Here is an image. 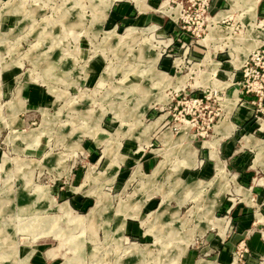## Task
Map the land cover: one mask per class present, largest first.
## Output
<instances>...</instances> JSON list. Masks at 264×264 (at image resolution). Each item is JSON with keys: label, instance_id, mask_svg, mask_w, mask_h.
<instances>
[{"label": "rangeland", "instance_id": "rangeland-1", "mask_svg": "<svg viewBox=\"0 0 264 264\" xmlns=\"http://www.w3.org/2000/svg\"><path fill=\"white\" fill-rule=\"evenodd\" d=\"M258 1L214 16L218 0H0V107L18 88L27 102L0 134V264L20 263L17 249L34 264L39 251L46 264H264L232 207L213 212L224 191L264 201V168L243 146L264 138V98L242 66L264 17L248 25L239 7L250 20ZM121 2L140 11L116 26ZM32 85L46 103L30 102ZM234 86L255 112L214 142ZM247 141L264 163V142Z\"/></svg>", "mask_w": 264, "mask_h": 264}, {"label": "crops", "instance_id": "crops-1", "mask_svg": "<svg viewBox=\"0 0 264 264\" xmlns=\"http://www.w3.org/2000/svg\"><path fill=\"white\" fill-rule=\"evenodd\" d=\"M114 5V4H113ZM136 5L138 6V4L136 3ZM218 6L216 7V11L214 16L218 15L220 12L229 9L231 7V0H218ZM148 4L146 3V8H147ZM241 8L244 7V12L241 15V20L244 23H248L249 22H254L255 25H260L264 23V20L261 19L260 20V24H258V19L259 16L264 17V0H259L256 6V14L255 17H252L250 20H245L243 17L245 15H247V7L245 6V4L243 3L242 6H239ZM239 7H237L234 11V13L231 16H224L221 17L219 19V24L220 21L225 18V17H232V16H237V18H239L240 14H236V12L240 9ZM140 11L138 9V7H136L135 5H132L128 2H121L118 5L115 6V19L114 21H120V19L122 21L127 22L128 20L131 21L134 17H136V12ZM119 23H116V26ZM221 25V24H220ZM222 26V25H221ZM259 31L257 33L258 37L261 39V44L264 43V34H263V30L264 27L262 26V30H258ZM258 45V46H259ZM94 67H96V65L93 63ZM218 81V80H216ZM221 82V81H220ZM227 82V81H226ZM229 83H226V85H228ZM6 91H9L10 89V82L7 83L6 85ZM230 93H229V97L226 99H232V100H237L235 101L234 106L232 107V109L230 110V114L227 118V114H228V110L225 108V114L224 117L219 121L220 124L223 120L228 119L231 123L234 124V126H228L226 127V129L224 128L222 129H217L216 125H215V138H214V142H219L220 140H222V138H226L228 136H231V134H233L237 129H240L242 127V125L246 122V120H248L255 112V108L256 106L253 105L250 102L247 101H243L240 102V93L237 87H231L230 88ZM26 95L27 97L29 96L30 98V102L31 103H46V101L49 99V96L46 95L45 91L40 89V86H36V85H32L30 86L27 91H26ZM16 96L19 97V101L16 100ZM225 99V100H226ZM13 103H10V102ZM50 101H48L49 103ZM21 103V104H20ZM6 104V112L3 115L2 112V107H0V134H1V130L4 126H8V127H12L14 128H19L20 125H22L25 122V118L21 115L22 111H24V109H27V102L23 99L19 88L17 93L14 94V96L7 100L5 102ZM246 111V112H245ZM12 121V123H10ZM262 124V129H264V120L261 122ZM242 129V128H241ZM251 135L253 136L256 140L260 141V142H264V138H261L251 132H247L243 135V146L244 148L250 149V150H255L256 154H255V158H254V163L258 166H261L262 168H264V163L260 162L257 157H258V151H259V144H255L253 142H248L247 141V136ZM10 136H8L9 138ZM20 138V137H19ZM216 153V152H215ZM248 153V151L246 149H244V151L240 154V156H242L243 154ZM110 161V160H109ZM108 161V164H109ZM107 164V165H108ZM107 167V166H106ZM106 169V168H105ZM208 173H210V171L208 170ZM207 174V173H206ZM254 190H256V194L258 195V199L262 202L263 200L261 198H263L264 195V187L261 185H256L254 187ZM226 192L224 191L220 194L219 196V201L216 202L215 207L213 208V212L215 210H219L220 208L225 207L226 209L231 208L233 209V212L235 214H238L240 223H239V227L238 230L239 231H244L246 229V227H248V232H249V243L252 249V252L257 255L258 257H264V230H261L260 227H263L264 229V201L261 205H259V207L256 208H252L250 206H246L243 205L242 203L237 204V205H233L231 201H228L226 199ZM218 222L221 221V219H217ZM256 224V225H255ZM219 246L222 247L219 251V253L221 254V259L223 261H227L228 259H230L231 257V253L230 251L227 249V247H225L223 244H221V242H218ZM19 249H17V256L18 259L20 261V263L18 264H34L29 262L31 256H33V250L34 249H20V251H18ZM193 252V249H191V246L185 250V252L181 255L184 257L185 260H187V256L189 259V256L191 257ZM258 260V259H257ZM34 261L36 262V264H46L45 261L42 260V252L39 251V253L36 255L35 254V258ZM210 262V261H209Z\"/></svg>", "mask_w": 264, "mask_h": 264}, {"label": "built area", "instance_id": "built-area-1", "mask_svg": "<svg viewBox=\"0 0 264 264\" xmlns=\"http://www.w3.org/2000/svg\"><path fill=\"white\" fill-rule=\"evenodd\" d=\"M254 76V90L260 95L259 99L264 98V43L255 47L248 55L242 65Z\"/></svg>", "mask_w": 264, "mask_h": 264}, {"label": "bare ground", "instance_id": "bare-ground-1", "mask_svg": "<svg viewBox=\"0 0 264 264\" xmlns=\"http://www.w3.org/2000/svg\"><path fill=\"white\" fill-rule=\"evenodd\" d=\"M125 35L130 37V36H132V35H133V33H131V32H129V31H127V32L125 33ZM130 38H131V37H130ZM245 112H246V111H245ZM154 173H155V172H154ZM136 206H137L138 208H141V207H142V204H140V205H139V204H137ZM92 221H93V220H92Z\"/></svg>", "mask_w": 264, "mask_h": 264}]
</instances>
